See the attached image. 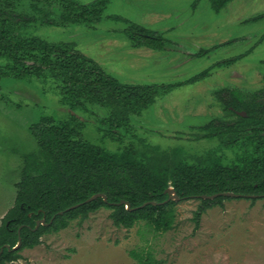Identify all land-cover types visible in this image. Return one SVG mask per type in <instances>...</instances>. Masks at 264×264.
Listing matches in <instances>:
<instances>
[{"label":"rangeland","instance_id":"374dc122","mask_svg":"<svg viewBox=\"0 0 264 264\" xmlns=\"http://www.w3.org/2000/svg\"><path fill=\"white\" fill-rule=\"evenodd\" d=\"M195 1L110 0L95 25L35 24L28 30L51 42L73 43L124 83L178 84L211 69L198 81L159 89L152 106L131 116L135 136L122 142L103 136L106 125L99 131L104 110L79 113L86 119V139L112 151L129 143L142 151L147 144L162 149L183 146L193 161L218 144L217 139L197 138L198 127L213 117L235 118L224 110L227 94L218 96L216 91L233 87L247 94L264 87V0H233L220 11L211 0L194 5ZM131 25L163 35L166 48L133 47L127 36ZM233 59L237 61L227 65ZM70 113L53 86L39 81L4 83L0 93V225L14 205L24 156L38 152L30 125L44 115L64 120ZM200 205L199 198L178 200L174 227L159 233L143 222L130 229L117 227L110 218L112 210L102 207L83 221L44 235L41 244L23 250L22 258L9 264H139L130 256L131 250L145 256L151 253L161 264H264V198L226 199L208 208L196 226L194 214Z\"/></svg>","mask_w":264,"mask_h":264},{"label":"trees","instance_id":"16d2710c","mask_svg":"<svg viewBox=\"0 0 264 264\" xmlns=\"http://www.w3.org/2000/svg\"><path fill=\"white\" fill-rule=\"evenodd\" d=\"M231 1L211 3L220 11ZM109 3L110 0H0V93L9 80L30 84L39 81L53 86L59 101L71 112L64 120L44 115L30 125L38 152L24 156L14 205L2 218L0 264L19 260L21 252L41 244L44 235L59 232L75 220L83 221L102 207L112 210L110 218L117 227L130 229L143 222L151 231L167 232L174 227L177 216V201L168 200L165 192L169 187L175 189L179 200H201L194 214L196 226L208 208L232 198L202 199L201 195L234 192L241 197L264 198V90L246 96L231 89L223 104L235 118L213 117L198 127L197 138L217 139L218 144L196 155L193 161L183 146L162 149L147 144L142 151L129 143L112 151L83 136L86 119L79 113L92 115L104 110L99 131L103 132L102 124L108 129L103 136L116 142L134 137L131 116L152 106L159 89L192 83L211 72L207 69L178 84L124 83L73 43L51 42L28 32L35 24L95 25L102 20ZM131 26L127 36L133 47L166 48L163 35L144 26ZM235 61H227V65ZM221 92L216 91L219 95ZM96 193L105 194L107 200L99 197L85 202ZM121 200L131 208L120 205ZM151 201L157 204L141 207ZM76 204L80 205L68 209ZM44 217L46 224L35 229L37 221ZM19 237L21 245L14 249ZM129 254L139 264L162 263L151 253L145 256L131 250Z\"/></svg>","mask_w":264,"mask_h":264},{"label":"water","instance_id":"95a60500","mask_svg":"<svg viewBox=\"0 0 264 264\" xmlns=\"http://www.w3.org/2000/svg\"><path fill=\"white\" fill-rule=\"evenodd\" d=\"M241 114H242V115H245V112H241ZM165 192L169 195L168 200H175V201H178V200L180 199L179 196L177 195L175 189H174L173 187H169L168 189H166ZM218 196H228V197H235V198H236V197H241L240 194H236V193H234V192H220V193H215V194H211V195H206V194H204V195H201L200 197H201L202 199H214V198H217ZM263 196H264V195H263ZM99 197H103L105 200H107V197H106L105 194H103V193H96V194L92 195L91 197H89L85 202L93 201V200H95V199H97V198H99ZM247 197H249V198H256V197H258V196H257V195H247ZM148 203L157 204L156 201H151V202H147V203L143 204L141 207L146 206ZM119 204H120V205L125 204L126 207H127L128 209L131 208V207H130V204H129L127 201H125V200H121V201L119 202ZM79 205H80V204L73 205V206H71V207L68 208V209L76 208V207H78ZM60 213H63V211H61ZM53 218H54V217H53ZM52 220H53V219H52ZM41 224H42V225L46 224L45 217L42 218L41 220L37 221L36 226H35V229H37ZM20 245H21V237H19L18 244L14 247V249L18 248ZM7 247L9 248L8 245H7ZM2 252H3V248L0 250V255H1Z\"/></svg>","mask_w":264,"mask_h":264},{"label":"flooded vegetation","instance_id":"af4514ba","mask_svg":"<svg viewBox=\"0 0 264 264\" xmlns=\"http://www.w3.org/2000/svg\"><path fill=\"white\" fill-rule=\"evenodd\" d=\"M261 16H262V15H261ZM263 17H264V15H263ZM261 18H262V17H261ZM263 38H264V37H263ZM263 38H262V39H263ZM231 89H237V88L227 87L226 89L222 90V92H221L220 94H223V95H224V94H225V95L227 94V97H226V98L228 99L229 96H230V92H231L230 90H231ZM237 90H239V89H237ZM259 90H264V87H262V88H258V89H254V90H251L249 93H247V94H243V95H246V96H247V95L251 94L253 91H259ZM239 91H241V90H239ZM241 92H242V91H241ZM216 94H217V93H216ZM262 94H263V99H264V92H262ZM218 96H219V94H218ZM226 98H225V99H226ZM227 99H226V100H227ZM226 100H225V101H226ZM222 102L224 103V101H222ZM236 112H237L238 114H241V112H243V111H236ZM241 115H242V114H241ZM245 115H246V113H245Z\"/></svg>","mask_w":264,"mask_h":264}]
</instances>
